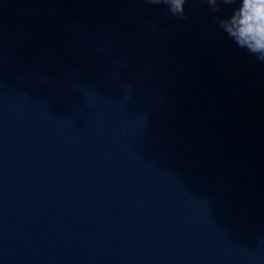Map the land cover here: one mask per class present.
<instances>
[{"label":"clouds","instance_id":"9594fccd","mask_svg":"<svg viewBox=\"0 0 264 264\" xmlns=\"http://www.w3.org/2000/svg\"><path fill=\"white\" fill-rule=\"evenodd\" d=\"M150 4H166L173 15L183 18L186 0H147ZM213 12L221 5H231L232 12L216 20L223 32L238 47L264 63V0H206Z\"/></svg>","mask_w":264,"mask_h":264}]
</instances>
